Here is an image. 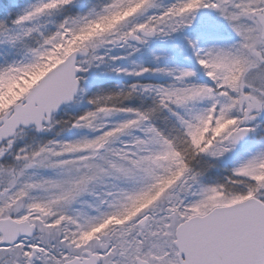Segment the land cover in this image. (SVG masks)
<instances>
[{
    "label": "snow or ice",
    "instance_id": "snow-or-ice-1",
    "mask_svg": "<svg viewBox=\"0 0 264 264\" xmlns=\"http://www.w3.org/2000/svg\"><path fill=\"white\" fill-rule=\"evenodd\" d=\"M85 6L0 0V264H264V0Z\"/></svg>",
    "mask_w": 264,
    "mask_h": 264
},
{
    "label": "rangeland",
    "instance_id": "rangeland-1",
    "mask_svg": "<svg viewBox=\"0 0 264 264\" xmlns=\"http://www.w3.org/2000/svg\"><path fill=\"white\" fill-rule=\"evenodd\" d=\"M105 0H77V4L80 5L81 3H84L86 6L80 8V13L83 14L88 10L87 6H92V5H100L104 3ZM183 63L187 64L189 63L188 61H182ZM163 63V61H162ZM147 80H153V79H158L156 77H145Z\"/></svg>",
    "mask_w": 264,
    "mask_h": 264
}]
</instances>
